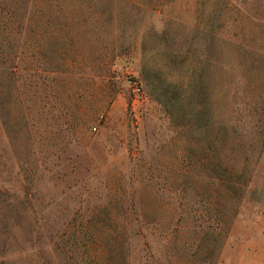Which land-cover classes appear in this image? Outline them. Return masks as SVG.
I'll return each mask as SVG.
<instances>
[{
	"label": "rangeland",
	"instance_id": "obj_1",
	"mask_svg": "<svg viewBox=\"0 0 264 264\" xmlns=\"http://www.w3.org/2000/svg\"><path fill=\"white\" fill-rule=\"evenodd\" d=\"M17 1L0 264H264V0Z\"/></svg>",
	"mask_w": 264,
	"mask_h": 264
},
{
	"label": "trees",
	"instance_id": "obj_2",
	"mask_svg": "<svg viewBox=\"0 0 264 264\" xmlns=\"http://www.w3.org/2000/svg\"><path fill=\"white\" fill-rule=\"evenodd\" d=\"M15 1L18 2L17 0H15ZM25 4H27V3L26 2L19 3V5H20L19 8L22 9V11H24ZM9 56H10L9 50L5 53V56H4L3 50H1V52H0V57H1L0 60L2 62L9 61ZM143 78L145 80L147 79L146 74H144V72H143ZM9 79L10 78H9V74H8V80ZM205 92H207V91L205 90ZM157 93H158L159 97H161L163 99L162 104H163V107L166 109L167 102H166V94H165L164 90L162 88H157ZM210 107H211V101L210 102L207 101L205 106L203 108H200L202 110V113H204V116H205L206 119L208 118V115L210 113ZM6 109L9 110V104H8V107ZM167 111H168V108H167ZM5 194H7V191L4 190L3 187L0 186V196L1 195L5 196ZM194 244L196 245V248H198L199 244H200V239L198 240V242H196Z\"/></svg>",
	"mask_w": 264,
	"mask_h": 264
},
{
	"label": "built area",
	"instance_id": "obj_3",
	"mask_svg": "<svg viewBox=\"0 0 264 264\" xmlns=\"http://www.w3.org/2000/svg\"><path fill=\"white\" fill-rule=\"evenodd\" d=\"M124 85L134 102L145 100L143 86L138 79L135 77H127L124 81Z\"/></svg>",
	"mask_w": 264,
	"mask_h": 264
}]
</instances>
